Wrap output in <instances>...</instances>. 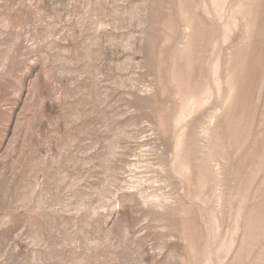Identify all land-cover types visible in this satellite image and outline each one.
Segmentation results:
<instances>
[{
  "label": "rangeland",
  "instance_id": "rangeland-1",
  "mask_svg": "<svg viewBox=\"0 0 264 264\" xmlns=\"http://www.w3.org/2000/svg\"><path fill=\"white\" fill-rule=\"evenodd\" d=\"M0 264H264V0H0Z\"/></svg>",
  "mask_w": 264,
  "mask_h": 264
}]
</instances>
